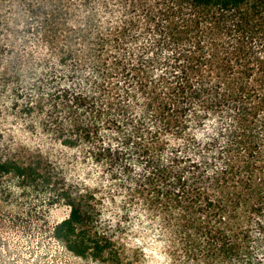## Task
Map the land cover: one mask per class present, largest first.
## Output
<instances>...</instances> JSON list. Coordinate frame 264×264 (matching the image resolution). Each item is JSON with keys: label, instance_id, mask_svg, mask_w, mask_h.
I'll return each mask as SVG.
<instances>
[{"label": "trees", "instance_id": "16d2710c", "mask_svg": "<svg viewBox=\"0 0 264 264\" xmlns=\"http://www.w3.org/2000/svg\"><path fill=\"white\" fill-rule=\"evenodd\" d=\"M0 87L120 183L176 264H264V0H0ZM55 197L53 238L119 264L95 195Z\"/></svg>", "mask_w": 264, "mask_h": 264}, {"label": "rangeland", "instance_id": "374dc122", "mask_svg": "<svg viewBox=\"0 0 264 264\" xmlns=\"http://www.w3.org/2000/svg\"><path fill=\"white\" fill-rule=\"evenodd\" d=\"M11 6L9 13L22 10ZM11 94L0 87V161L34 162L36 170L31 180L0 176V264H116L74 256L53 238L54 225L69 213L55 197L62 189L95 195L96 225L113 237L119 264H176L181 252L165 245V236L139 203H124L120 183L43 132L39 119L30 128L18 108H9Z\"/></svg>", "mask_w": 264, "mask_h": 264}]
</instances>
